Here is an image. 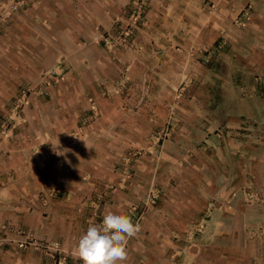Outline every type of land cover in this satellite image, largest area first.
Listing matches in <instances>:
<instances>
[{
    "label": "crops",
    "instance_id": "0c3cea01",
    "mask_svg": "<svg viewBox=\"0 0 264 264\" xmlns=\"http://www.w3.org/2000/svg\"><path fill=\"white\" fill-rule=\"evenodd\" d=\"M104 1L97 0L75 12L70 0H32L15 18L11 31L0 36L1 108L10 103L7 90L14 92L26 80L29 83L27 78L34 76L29 72L56 64L59 72L52 80L50 97H33L32 104L29 100L32 108L24 110V128L11 129L9 137L0 136V225L10 226L15 238L19 236L17 229L26 230L38 242V246L24 250L2 248L0 264H83L76 251L78 238L89 224L83 202L104 181L120 184L114 172L120 138H145L147 124L152 130L166 123L167 110L160 102L150 106L161 107L162 117L147 115V101L139 112L134 111L136 96L132 92L142 87L135 86L138 74L128 64L126 70L125 63L118 65L115 59L119 54L106 52L107 43L102 40L125 4L106 1L107 8L102 10ZM172 54L179 58V54ZM176 64L171 62V68L181 65ZM121 90L124 97L116 95ZM250 101L255 108L247 110L244 106ZM239 104L240 121L232 122V116L226 120L230 122L226 129L239 128L238 143L231 146L226 141L224 148H210L207 170L196 164L199 149L191 153L170 151V143L164 144L167 156L162 163L154 160L147 167L135 165L147 185L153 179L158 186L165 185L173 172L176 185L166 187L162 202L147 214L143 229L127 240V256L121 264H173L175 246H184L193 222L207 211L209 221L203 235L220 220L215 236L224 238L208 237L203 242L199 237L198 244L191 245L198 246L193 255L205 248L219 252L231 250V246H249L256 251L257 246H264V99L247 96ZM248 123L259 125L251 134L255 142L249 141L245 132ZM108 130L111 133L104 138ZM231 133L235 132L226 135ZM215 135L219 134L207 136L210 140ZM64 149L68 151L62 155ZM219 150L227 157L218 160ZM175 154L171 161L170 155ZM189 155H196L190 166L185 159ZM54 183L63 195L52 192ZM129 189L125 206L118 197L115 206L125 214L124 210L139 200L133 195L132 184ZM73 196L77 202L69 204ZM174 203L181 204L182 212ZM172 206L175 211L170 210ZM47 243L50 246L43 245ZM179 262L175 264H184Z\"/></svg>",
    "mask_w": 264,
    "mask_h": 264
},
{
    "label": "rangeland",
    "instance_id": "374dc122",
    "mask_svg": "<svg viewBox=\"0 0 264 264\" xmlns=\"http://www.w3.org/2000/svg\"><path fill=\"white\" fill-rule=\"evenodd\" d=\"M24 1L25 6L13 15L9 24L0 29V36L11 31L15 18L27 9L32 0ZM96 1L70 0V3L71 8L77 12L82 10L84 5L94 4ZM106 1L125 4L118 19L103 33L102 40L107 43L106 52L119 54L115 59L118 65L125 63L122 66L126 70L128 64L138 74L135 77V86L142 84V87H137L138 90L133 87L135 91L132 93L136 96L134 111L139 112L147 101V115L162 117L164 110L161 107L150 106L160 102L166 107L167 119L166 123L158 124L152 130L147 124L145 138L133 136L127 139V135L124 139L120 138V153L116 156L118 164L114 168L120 184L104 181L97 186L90 198H86L82 209L89 222H99L107 207L114 208L119 204L117 197L125 206V194L131 191L128 187L132 184L133 195L139 200L124 211H127L134 224L140 225L141 231L147 214L152 208L160 205L165 195L164 190H167L166 187L175 186L176 178L173 172L165 185L161 186L153 179L152 183H149L153 185L147 190L149 184L147 185V180L135 170V165L142 167L143 164L147 167V164L153 163L154 160L162 163L163 157L167 156L163 151L164 144L170 143V151L183 149L185 153H191L199 149V161L196 164L202 167V171L207 170L210 148H224L226 141L231 146L238 143L239 128L226 129V125L230 123L226 120L232 116V122L240 121L239 102L247 96L264 99V0H105L102 10L107 8ZM10 2L12 0H0V4ZM139 35L140 39L137 40ZM172 53L179 54V58H173L175 55ZM171 62L181 65L176 64V69L171 68ZM29 74L34 75V78L29 77L28 80L36 78L37 81L28 83L26 80L18 85L14 92L11 89L6 92L10 105L0 107L2 137H9L8 132L11 129L20 131L24 128L27 124L24 110L32 108L33 97H36L33 100L37 97H50L52 80L59 72L56 64L47 69L31 71ZM23 88L34 90L30 97L31 104L29 101L25 106L15 109V98ZM43 88L48 94H42ZM123 93L122 90L117 91L116 95L124 97ZM128 94L129 92L126 96ZM254 105V102L250 101L244 107L251 110L255 108ZM17 122L19 125L13 128V124ZM257 126L259 127L254 123H248L246 126L245 132L248 133L249 141L255 142L251 134ZM229 131L235 133L227 136L226 132ZM110 133L111 130L104 133V138ZM212 133L220 136L215 135L214 139L209 140L207 135ZM182 134L189 136L181 137ZM219 152L216 156L218 160L227 157L221 150ZM176 155H170L171 161L176 159ZM195 158L196 155H189L185 159L190 166ZM53 186V193L64 194L63 191L58 193V183ZM66 196L69 197L67 194ZM67 197L64 199L67 200ZM74 202H77V199L73 196L69 204ZM174 206L178 208V212H182L181 204L174 203ZM170 210L175 211L173 206ZM75 212L79 214L78 210ZM208 213L209 211L193 222L192 232L189 231L191 233L185 237L184 246H175L177 253L172 256L173 264L178 260L184 264H264V246H257L256 251L250 250L249 246H231V250L219 252L205 248L198 256L193 255L198 246L191 245L196 244L199 237H203L204 240L200 238L203 242L207 241L208 237L224 238L221 234L215 236V231H219L217 228L220 226V220H215L216 225L209 229L212 230L211 234H208V230L207 234L203 235L204 228L208 227Z\"/></svg>",
    "mask_w": 264,
    "mask_h": 264
},
{
    "label": "clouds",
    "instance_id": "9594fccd",
    "mask_svg": "<svg viewBox=\"0 0 264 264\" xmlns=\"http://www.w3.org/2000/svg\"><path fill=\"white\" fill-rule=\"evenodd\" d=\"M67 151L64 149L62 155ZM139 229L140 225L134 224L127 214L118 208L107 207L102 220L89 222L78 238L76 251L83 264H121L127 256V240Z\"/></svg>",
    "mask_w": 264,
    "mask_h": 264
},
{
    "label": "built area",
    "instance_id": "2783aa9c",
    "mask_svg": "<svg viewBox=\"0 0 264 264\" xmlns=\"http://www.w3.org/2000/svg\"><path fill=\"white\" fill-rule=\"evenodd\" d=\"M24 6V0H12V2H10L9 4H0V29L9 24L12 20L13 15ZM41 90L42 94H48V92H46L44 88ZM33 93L34 90L32 88L21 89L18 96L15 98L13 107L16 109L25 106L30 100V97ZM11 230L12 228L10 226L0 225V250L6 246L15 247L18 250H24L33 245L38 246V242L34 239V237L27 232L24 233L21 228L17 229V234L19 235L18 238L11 236ZM43 245L50 246L48 244ZM43 245L39 244V246Z\"/></svg>",
    "mask_w": 264,
    "mask_h": 264
}]
</instances>
